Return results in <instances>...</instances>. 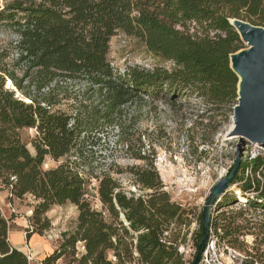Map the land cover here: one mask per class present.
<instances>
[{"label":"rangeland","instance_id":"rangeland-1","mask_svg":"<svg viewBox=\"0 0 264 264\" xmlns=\"http://www.w3.org/2000/svg\"><path fill=\"white\" fill-rule=\"evenodd\" d=\"M80 1L84 11L74 21L75 0H0V52H8L0 56V131L7 138H18L35 156L31 141L39 137L38 130H12L4 113L13 116L23 104L64 118L65 130L71 131L69 153L58 160L46 155L40 171L78 176L86 182V198L99 214L93 217L94 226L105 239L92 264H184L176 257L178 247L189 238L200 240V220L211 189L232 169L238 148L242 150L238 170L226 192L210 206L209 230L219 243L221 262L264 264V146L239 138L227 140L237 92L231 100L211 98L182 84L173 97L166 88L156 96L127 92L118 107L108 109L103 86L107 79L98 75H109V70L78 68V56L85 52L103 59L112 75L133 71L179 75L183 68L179 47L185 41L211 42L226 33L238 35L230 25L232 19L264 29V4L259 11L258 0H251L246 8L226 0H182L194 2L199 14L208 17L178 21L174 29L167 18L159 17L166 29L154 33L147 30L151 22L139 21L154 10L152 4L140 7L144 0ZM47 10L62 19L60 28L50 22ZM93 16L99 19L94 21ZM113 19L117 22L109 26ZM228 36L231 41L220 40L215 47L225 48L230 64V55L246 46L239 35L238 40ZM57 51L64 55L55 57ZM8 81L13 88H5ZM0 187L5 188L1 180ZM10 199L17 211L12 216L26 218L24 238L32 234L39 238L34 251L23 244L20 252L26 264H79L86 252L85 227L74 204L52 205L34 218L39 200L31 195ZM134 209L145 222L134 219ZM157 232L160 242L172 245H152ZM7 233L2 235L0 227L1 250L10 247ZM225 247L232 251L231 258ZM55 250L60 258L44 261Z\"/></svg>","mask_w":264,"mask_h":264},{"label":"trees","instance_id":"trees-1","mask_svg":"<svg viewBox=\"0 0 264 264\" xmlns=\"http://www.w3.org/2000/svg\"><path fill=\"white\" fill-rule=\"evenodd\" d=\"M52 1L54 2V0ZM157 1L158 0H155V2L144 0L140 4V7L149 6L150 4L154 6L153 13H145L140 16L139 20L143 25L147 22H151V26H147V30L154 33L166 29V26L158 20L159 17H162L164 19L163 21L167 18L171 23L170 27L173 29L175 25L178 24H175L178 21H183L184 19L195 20L196 18L204 19L208 17V14H199V7L194 2H184L182 0ZM226 1L233 3L236 7L243 8H246V5L251 2V0ZM258 3L260 6L258 9L260 11L264 4V0H258ZM114 4H119V0L115 1ZM71 11L74 21L80 20L84 11L83 2L75 0L71 6ZM15 13L17 12H14V14ZM45 13H47V17L51 18V23L56 24L58 28L61 27L63 22L59 15L56 16L50 10H47ZM263 13L264 12L261 13V18H263ZM92 19L95 21L98 20L99 17L93 16ZM250 19L253 22L255 21L251 17ZM115 21L116 20L113 19L109 26L113 25ZM119 21H122V19ZM229 31L230 28L224 32L226 33ZM228 35L233 36V40L239 39L236 34L226 33L224 38L211 40V42L185 41L184 45H182L181 48L179 47L181 52L180 56H182L180 61L183 63V68L180 69L179 75L175 76L159 72L149 73L143 71H133L129 75H112L111 69L104 63L103 59L93 54H85V52H83L84 54L80 53V56H78L79 59L81 58L78 68L95 66L96 68L109 70V75H98L99 79H107V81L103 82V86L106 89L104 92V99L107 104V106H105L108 109H115L118 107L121 97L124 96V94L126 95L127 92L156 96L163 88H166L167 91L170 92V97H173L178 91L177 87L182 86V84L183 86H195V89L202 95L210 96L211 98L221 96L226 100H231L236 95L238 78L230 68L225 48L223 46L219 48L215 47L216 43H219L220 40L221 42L231 41L232 39H230ZM60 46L61 45H57L55 48H59ZM5 51L6 49L1 51L0 56H6L8 52ZM63 55L64 52L62 51L54 53L55 57ZM112 80H115V83ZM195 83L196 85H193ZM7 86L9 89L13 88L9 81ZM99 91L102 92V89H99ZM25 102L28 103L29 100L25 99ZM18 108L19 110L13 116H7L6 113H4L5 118L8 119L11 124V129L19 130L24 127H35L38 130L39 137L31 141V145L35 150V156H32L25 145L20 143L18 138L12 136L7 138L3 135V131H0V180L2 181V185L9 190L12 196L23 198L25 195H31L36 200L40 201L32 211L34 218L40 215L42 216L52 205L63 204L66 201L74 204L78 209V219L85 227L82 241L85 242L86 252L79 258V264H92L95 257L100 256V248L101 245L104 244L105 239H101V233H99L94 226L95 221L93 217L99 216V214L92 210L91 203L86 198V182L78 176L64 178L58 176L55 171H40V165L46 155L54 160H58L69 153L70 148L67 140L71 131L65 130L64 118L62 116L59 117L50 114L40 107H37V109L33 111L31 106L21 104ZM14 136L16 137V135ZM230 171L231 168L228 170L227 175ZM143 182L144 184L146 183V185H153L152 182L149 183L147 181V183L146 181H141V183ZM106 198L109 200L108 195H106ZM132 211V216L134 214V219L138 221L139 224L145 222V218L136 213L137 210L134 209ZM7 222L8 221L3 219L2 216L0 217L2 235H6L9 230ZM133 222L134 220L129 224L132 225ZM200 224L202 227V218ZM156 235L158 239L154 238L152 245L156 247L172 245V242L169 241L160 242V233L157 232ZM198 237L201 238L200 233H198ZM3 242L5 243V241ZM199 242V239L197 242H194L195 247H197ZM64 244L65 243L61 244L60 248H63ZM58 250H55L51 255L47 256L44 261H56L59 259L60 254ZM0 252L3 255L0 258V264H10L13 260H17V264H26L25 257L16 249L7 247L5 250L0 249ZM176 257L182 261L178 253ZM158 264H161V262Z\"/></svg>","mask_w":264,"mask_h":264},{"label":"water","instance_id":"water-1","mask_svg":"<svg viewBox=\"0 0 264 264\" xmlns=\"http://www.w3.org/2000/svg\"><path fill=\"white\" fill-rule=\"evenodd\" d=\"M242 43L246 46L229 57L230 68L238 78L237 104L233 107L232 128L229 133L240 141L264 146V29L240 19L230 20ZM242 150L238 148L230 173L219 179L211 189V195L202 215L200 242L191 264H198L209 234V209L213 201L224 194L240 164Z\"/></svg>","mask_w":264,"mask_h":264},{"label":"crops","instance_id":"crops-1","mask_svg":"<svg viewBox=\"0 0 264 264\" xmlns=\"http://www.w3.org/2000/svg\"><path fill=\"white\" fill-rule=\"evenodd\" d=\"M3 186V185H2ZM9 190L7 188H1L0 187V213L1 215L6 219H10L9 226L11 224V227L8 230L7 237L9 240L10 248L16 249L18 251L23 252V244L26 245V248L29 252L35 250L36 245L39 243V238L35 237V234H32L29 236L28 240L24 238V231L27 229V222L25 216H18L14 215L12 216V212L17 213L15 209L9 208L8 204L12 206V199L8 197ZM13 197V196H12ZM28 211V210H27ZM30 212V211H28ZM27 216H29L27 214ZM11 222V223H10ZM39 247V246H38ZM51 251H49L50 253ZM39 260V259H37Z\"/></svg>","mask_w":264,"mask_h":264},{"label":"built area","instance_id":"built-area-1","mask_svg":"<svg viewBox=\"0 0 264 264\" xmlns=\"http://www.w3.org/2000/svg\"><path fill=\"white\" fill-rule=\"evenodd\" d=\"M9 198H12V194L9 192L8 195ZM9 208H12L10 204H8ZM31 214V211L29 212ZM211 228L209 230V236L207 238V242L205 245V248L202 252L200 261L198 264H226L224 262H221L219 260V257L221 255L220 252V246L219 243L217 241V239L215 237H213L211 235ZM225 249L227 250V255L230 256L231 258V250L228 249V247H225ZM197 247H195L194 242H191V239H187V241L181 245H179L178 247V253L182 258V261L184 262V264H191V262L193 261L192 256H195ZM223 253H224V249H223ZM191 259V260H190Z\"/></svg>","mask_w":264,"mask_h":264},{"label":"bare ground","instance_id":"bare-ground-1","mask_svg":"<svg viewBox=\"0 0 264 264\" xmlns=\"http://www.w3.org/2000/svg\"><path fill=\"white\" fill-rule=\"evenodd\" d=\"M7 87H8V86L6 85V89H8ZM232 125H233V124H231L230 129L232 128ZM230 129H229V130H230ZM231 137H232V138H236V139H238L237 136L232 135L231 133H228V135H227V140L231 139ZM241 201L244 202L245 199L241 197Z\"/></svg>","mask_w":264,"mask_h":264}]
</instances>
